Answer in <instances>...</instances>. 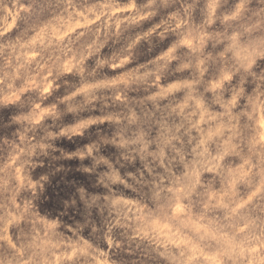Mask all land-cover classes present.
I'll use <instances>...</instances> for the list:
<instances>
[{
  "label": "rangeland",
  "instance_id": "1",
  "mask_svg": "<svg viewBox=\"0 0 264 264\" xmlns=\"http://www.w3.org/2000/svg\"><path fill=\"white\" fill-rule=\"evenodd\" d=\"M262 47L264 0H0V264H264Z\"/></svg>",
  "mask_w": 264,
  "mask_h": 264
},
{
  "label": "clouds",
  "instance_id": "2",
  "mask_svg": "<svg viewBox=\"0 0 264 264\" xmlns=\"http://www.w3.org/2000/svg\"><path fill=\"white\" fill-rule=\"evenodd\" d=\"M251 19V18H249ZM262 26V21L260 20L259 22H255L251 24L249 27L245 28V33H253L259 29H261ZM242 35V34H241ZM235 39V37H233ZM232 49L231 47L229 48V52H231ZM253 57L254 59L250 61L248 65H234V72L233 75H236L238 78V83L237 84H232V85H227L228 87H233L235 88L237 85L243 86L245 83V80L248 76L253 77V82L255 83L256 87H260L264 85V76L261 77H255L254 74L252 73V64L255 63V57H264V47H262L259 51L253 49ZM231 59V58H230ZM227 79H231V77H228ZM219 87V86H218ZM240 90L242 91L243 88L241 87ZM73 123V120L71 121L70 124ZM59 128H56L53 130V133H58ZM95 130H86L85 128L81 127L77 131L76 135H68L67 133H64L62 135H67L66 140L61 141V145L64 144H69L71 145L70 152L72 151H80L81 149H89V151L85 152L84 155L86 156H93V153L97 152V150L100 148V145L102 143V140L100 139L99 141L97 140H91V142L88 143H83L81 145V142L86 138V137H92L94 134ZM79 138V139H77ZM95 145V147H92V145ZM141 152H145V148L140 149ZM151 155V153H149ZM95 158V157H94ZM118 180L120 179L119 176L116 177Z\"/></svg>",
  "mask_w": 264,
  "mask_h": 264
}]
</instances>
